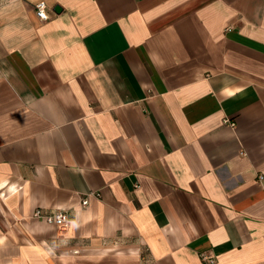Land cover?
<instances>
[{"label": "crops", "instance_id": "crops-1", "mask_svg": "<svg viewBox=\"0 0 264 264\" xmlns=\"http://www.w3.org/2000/svg\"><path fill=\"white\" fill-rule=\"evenodd\" d=\"M262 172L264 0H0V264H264Z\"/></svg>", "mask_w": 264, "mask_h": 264}, {"label": "built area", "instance_id": "built-area-1", "mask_svg": "<svg viewBox=\"0 0 264 264\" xmlns=\"http://www.w3.org/2000/svg\"><path fill=\"white\" fill-rule=\"evenodd\" d=\"M36 15L43 21L50 19V13L48 6L45 1H40L35 4ZM259 180L264 179V172L258 174ZM98 195V193L96 194ZM88 198L85 197L82 200V204L85 206L88 204ZM33 216L36 219L44 221L48 224L56 225L60 228H66L70 223V218L66 210L59 209H45L43 207H38L34 210ZM204 258L210 262H213V258L210 256H204Z\"/></svg>", "mask_w": 264, "mask_h": 264}, {"label": "water", "instance_id": "water-1", "mask_svg": "<svg viewBox=\"0 0 264 264\" xmlns=\"http://www.w3.org/2000/svg\"><path fill=\"white\" fill-rule=\"evenodd\" d=\"M60 10H61V7L57 5V6L55 7V11H56V12H60Z\"/></svg>", "mask_w": 264, "mask_h": 264}]
</instances>
